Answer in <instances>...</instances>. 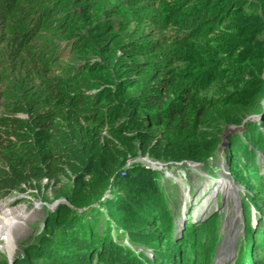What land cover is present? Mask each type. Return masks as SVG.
I'll return each instance as SVG.
<instances>
[{
    "label": "trees",
    "instance_id": "trees-1",
    "mask_svg": "<svg viewBox=\"0 0 264 264\" xmlns=\"http://www.w3.org/2000/svg\"><path fill=\"white\" fill-rule=\"evenodd\" d=\"M260 7L264 0H0V86L25 102L33 134L6 145L1 130L0 151L13 156L0 189L68 182L44 230L11 264H136L123 240L168 264H210L213 219L188 215L176 235L179 211L159 171L130 161L210 171L229 125L241 128L227 138L229 173L238 182L244 175L254 193L242 200L251 251L242 245L236 264H264ZM60 35L68 39L59 46ZM65 49L91 55L60 67L69 71L61 77L54 69ZM83 80L91 92L77 90ZM250 116L258 119L244 121ZM246 201L258 202L253 218Z\"/></svg>",
    "mask_w": 264,
    "mask_h": 264
},
{
    "label": "rangeland",
    "instance_id": "rangeland-1",
    "mask_svg": "<svg viewBox=\"0 0 264 264\" xmlns=\"http://www.w3.org/2000/svg\"><path fill=\"white\" fill-rule=\"evenodd\" d=\"M171 1L167 0V4ZM258 11L264 14L261 7ZM67 37L68 35H60L53 39L60 46L62 41L65 43ZM90 55L88 52L73 53L69 52V49H65L60 60L62 66H57L54 69V74L61 77L67 75L69 71L60 67L80 64ZM262 55L261 53L259 57ZM261 77L264 78V64ZM11 78L14 79V76ZM92 83L89 80L78 82L77 90L91 92L89 85ZM5 85L6 82L0 86V132L2 133L1 130L5 129L4 132H9L10 135L3 132L1 139L6 145H15L23 140L28 142L32 115L28 112V107L23 100H20L18 106L19 99L16 98V92L10 91L6 96L4 91L8 88H5ZM255 119L258 118L250 116L244 121H254ZM4 124L7 127L4 128ZM234 133L240 135L241 128L224 127L223 132L219 135L221 142L218 145V155L214 162L210 163V171L205 170L204 165L191 162L156 164L147 156H139L130 161V163H138L143 167L159 171L160 185L166 194H172L169 200L174 203L177 212L179 211V218L176 219V235L181 234L188 215L192 222L198 220L200 224L213 219L210 231L216 233L205 235L209 241H215L214 248L210 253V264H236L242 245L246 246V251H251L248 245L249 241H245L242 200L254 193L246 184L248 181L244 175H240L241 182L230 175L224 155V150L229 145L227 138ZM32 135L30 136L32 137ZM12 156L13 153L9 151V147L0 151V173L6 171L7 159ZM258 165H262L261 160L258 161ZM262 169L260 168L259 174ZM67 183L65 177H62L59 183L42 179L36 188L28 187L20 192H10L8 187L3 185L0 189V264L3 261L6 264H11L15 258L20 257L22 246L30 241H35L36 237L41 234L47 223V212L54 211L58 203L63 202L60 194L67 187ZM246 202L250 206L249 216L253 218L258 202H253L254 204ZM255 227V222H253L252 228ZM246 237L248 238L247 234ZM119 243L128 246V249L134 253L136 264H168L164 262V258H157L155 252L148 247L132 243L130 240H123ZM243 255L245 257V254ZM126 258L132 259L128 256L121 259ZM249 263L248 258H243L239 264Z\"/></svg>",
    "mask_w": 264,
    "mask_h": 264
},
{
    "label": "water",
    "instance_id": "water-1",
    "mask_svg": "<svg viewBox=\"0 0 264 264\" xmlns=\"http://www.w3.org/2000/svg\"><path fill=\"white\" fill-rule=\"evenodd\" d=\"M245 120H246V119H245ZM229 127H235V126H230V125H229Z\"/></svg>",
    "mask_w": 264,
    "mask_h": 264
}]
</instances>
